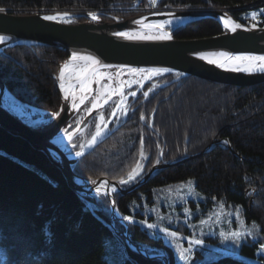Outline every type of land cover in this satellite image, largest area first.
<instances>
[{
    "label": "trees",
    "instance_id": "trees-1",
    "mask_svg": "<svg viewBox=\"0 0 264 264\" xmlns=\"http://www.w3.org/2000/svg\"><path fill=\"white\" fill-rule=\"evenodd\" d=\"M153 2L0 0V10H96L105 20H111L135 14L124 9L149 8ZM157 6L226 8L255 27L261 26V21L254 22L245 13L262 9L264 19V0H157ZM78 20L83 19H72ZM171 30L179 38L223 32L214 19ZM68 56L48 46H16L0 53V77L17 101L54 114L61 107L56 75ZM150 87L153 91L145 99L142 90ZM113 102L103 110L105 119ZM98 122L96 114L83 134L70 143L72 152L79 151V145L90 139ZM76 126V121L72 122V128ZM212 141L217 143L204 154L157 170L132 193L116 191L112 196L101 193L90 198L71 185L62 166L45 148L0 125V264H9V257L13 264H108L106 234L119 231H128L131 244L150 255H166L168 264H186L158 229L189 233L185 213L198 203L204 208L194 218L209 216L216 205L223 203L231 210L239 207L244 217L239 232L252 235L235 246L221 234H203L212 247L195 249L187 264H264V253L257 256L264 243V83L238 87L180 78L175 73L158 76L138 90L135 99L130 98L128 115L111 123L105 138L79 159L74 170L86 179L106 176L119 182L127 179L139 162L144 167L143 177L158 164L157 160L178 162L204 151ZM189 182L195 188L191 191L203 196L199 202L195 197L170 195L168 188ZM112 199L117 206L116 219L112 218ZM128 216L135 223L124 219ZM145 222L156 227L148 229ZM119 234L124 251L121 264H166L135 250Z\"/></svg>",
    "mask_w": 264,
    "mask_h": 264
},
{
    "label": "water",
    "instance_id": "water-1",
    "mask_svg": "<svg viewBox=\"0 0 264 264\" xmlns=\"http://www.w3.org/2000/svg\"><path fill=\"white\" fill-rule=\"evenodd\" d=\"M155 5H157V2H155ZM57 13H67L68 15L66 17L61 15L52 21L43 19L45 15H55ZM89 13L95 14L98 19L93 20ZM161 13H170L177 18L175 21L177 23L172 26H180L203 19H214L222 25L223 32L203 37L179 38L173 34L170 28L166 27L161 30L156 27L163 20L171 19V15H160ZM222 17L229 21L228 25L223 23ZM73 18H82L83 20L72 21ZM136 21H141V23H135ZM236 24L241 27L232 32L231 28ZM151 28L158 29L160 33L161 31H169L172 39L168 41L139 40L116 35L117 32H128L130 36L158 35V33L141 32ZM0 35L7 38L4 43H0V53H5L8 49L16 46L26 45L48 46L64 51L69 55L60 64L56 75L58 90L61 94V107L58 111L60 115L58 117L55 116L46 126L36 127L35 124L31 125L30 121L17 116L5 102V94L8 90L6 83L0 77V125L16 133L26 135L34 143L45 148L51 157L62 166L71 185L77 191L85 193L90 198L99 195L96 192V186L102 189V193H107L106 195L111 194L113 186L117 187L119 193L125 195L132 193L145 184L157 170L172 165H179L193 157L202 155L215 145L217 141H213L203 152L197 155L188 156L175 163L154 165L139 183H135L129 188H121L118 181H112L107 177L90 180L78 175L74 170V166L82 156L77 157L71 151L70 143L86 130L93 117L97 114L98 109L93 110L91 115L87 113L81 123L75 128H69V125H72L70 121L76 112L66 106L64 93L59 88V74L64 65L71 60L73 53H76L77 56H92L100 61L101 64L113 66L111 68H103L99 64L92 65L91 61L85 60L87 65L82 70L95 68L100 72L105 69L115 68L144 70L168 68L171 69L168 73L178 74L180 78L193 77L222 85L245 87L264 83V72L256 70L252 72L233 71L231 67H217L193 56V53H202L210 59L223 60L219 56L221 52L233 56L247 54L264 55V27L246 25L234 17L229 9L226 8L151 10L140 12L122 20L118 18L104 20L102 14L96 10H52L28 13L0 10ZM82 70L72 78L64 79V84L67 88H70V92L79 84L76 81V77ZM96 94H98V91ZM113 96L115 95L111 96L110 101ZM110 126L111 123L108 125L106 134L110 130ZM65 128H68L69 132H74L73 140L69 141L67 139L63 145L59 146L55 140L60 135H66L63 131ZM106 134L93 147H85V154L97 146L105 138ZM93 181H95V184ZM105 182H107L106 185ZM112 209V218L114 219L117 214L115 202L112 204ZM121 233L125 236L126 242L130 243L129 233ZM131 247L147 257L159 258L164 260L166 264L169 263L166 255H150L146 250L134 244H131Z\"/></svg>",
    "mask_w": 264,
    "mask_h": 264
},
{
    "label": "snow or ice",
    "instance_id": "snow-or-ice-1",
    "mask_svg": "<svg viewBox=\"0 0 264 264\" xmlns=\"http://www.w3.org/2000/svg\"><path fill=\"white\" fill-rule=\"evenodd\" d=\"M67 16V13H57L55 15H45L43 17L44 20H56L59 16ZM89 15L91 16V18L93 20H97L98 17L95 14L89 13ZM160 15H171V19H165L162 22H160L159 24L156 25V27H158L159 29L163 30L166 27H171L174 22L176 21V17L173 14L170 13H161ZM223 20V23L225 25H228L229 21L227 19H224L223 17L221 18ZM252 19L255 20L256 19V13H252ZM135 23H141V21H136ZM151 26V25H150ZM256 25L253 24L252 27H255ZM241 27L240 25L236 24L234 27L231 28L232 32H235L237 28ZM116 35L118 36H123V37H127L128 39H139V40H157V41H168L172 39V35L169 31H161L160 34L158 35H138V36H130L128 32H117ZM6 37L3 35H0V43H4L6 41ZM193 56L201 61H205L208 64H213L217 67H221L224 68L227 61H247L248 64L246 67H240L238 64L235 65L231 70L233 71H245V72H252L253 70L256 71H260V72H264V55H251V54H247V55H229L227 53L221 52L219 53V56L223 58V60H214V59H210L208 56L202 54V53H193ZM72 60H77V59H81V60H88L91 61L92 65H100L103 68H111L113 67L112 65L109 64H101L100 61L96 60L94 57L92 56H77L76 53L72 54L71 57ZM254 62H259L255 68L253 67ZM67 67V65L65 66ZM122 67V66H121ZM130 71L132 73H136V72H140L143 73L145 70L144 69H130ZM150 75L147 77V79L151 80L152 79V75L151 74H155L157 76L162 75L164 73H168L171 71V69L168 68H163V69H150L148 70ZM119 71L117 72V75H119ZM90 76H94L97 77L96 79V83L99 84V82L101 80H103L105 78V74L104 73H99L97 71V69L95 68H85L84 70H82L80 72V74L76 77V81L79 83L80 85V90L82 93L84 92H92V88H91V79ZM64 78H65V73L64 70L62 69L60 71L59 74V80H60V84H59V88L61 90V92L64 93V97L67 100L68 95L70 93V88H66L65 84H64ZM111 78V77H109ZM140 86L141 89H143V84H140L139 82H137ZM129 89L132 88V85L129 84ZM153 91V88L150 87L148 90L143 91L142 90V96L145 99L149 98V94L150 92ZM119 94L120 96V100L117 102H113L112 103V107H111V111L108 115V118L105 119V116L103 114V111H101L100 116H99V122L95 124V133L93 135H91V139L88 141L87 145L85 144H80L79 151H76L75 155L77 157H81L85 154V147L91 148L93 147L97 142H98V138L102 136V134H106V130L108 129V125L110 123H112L114 120H119L121 119L123 116H127L128 115V110L127 107L125 106L126 101L128 99V96H131L133 99H135L137 97V92L135 90H131L129 92H125L123 85L118 89V90H114L113 92L108 93V99H104L103 104L101 103V97L105 95L104 92H100L97 95L93 96L90 100L91 103V107L90 108H86L85 111L88 112L89 115H91L92 111L95 109H103L104 105H108L110 103V99L111 96L114 94ZM88 99L87 96H82L80 99V104H84L85 100ZM71 109L77 110L79 111V105L76 103V98L75 95L73 94V99H72V103H71ZM63 110V109H62ZM60 115L59 112L55 113L54 116L58 117ZM141 120L144 119V116L141 115ZM77 125H79L81 123L80 119H77L76 121ZM103 126V127H102ZM72 125H69V128H71ZM64 133L67 135V139L69 141L73 140V135L74 132H69L68 128H65ZM224 143L227 144V141H225ZM141 146H143V138H141ZM73 147H76V145L74 144ZM141 157L142 159H147V157H144L143 153H141ZM156 163H159V160L156 161ZM144 174V167L143 164L139 163L137 164V168L133 169V171L128 175L127 179H121L119 181V186L125 187L134 183H139L140 179L142 177V175ZM93 183L95 184V181H93ZM107 184V182H105V185ZM101 191L100 187L96 188V192L99 193ZM111 191L114 193L117 191V187L113 186L111 188ZM107 194V193H106ZM187 215V212L185 213ZM239 218V214L237 212V219ZM125 220L129 221L130 223H135V221L133 220L132 216H128V217H124ZM146 223V222H145ZM148 229H154L156 227V225L151 224V223H147L146 224ZM166 237H172L175 238L177 237V232L176 231H170L169 228H164L161 230ZM45 233L47 235H50V233L47 232V229H45ZM252 235L251 232H232L230 233V235L225 236V234L223 232H221V236L224 237V239L226 240H231L233 245L235 246H239L242 239ZM203 245V241L200 239H195V238H189V247L188 248H180L179 251V256L186 262L190 261V257H191V252L192 249L194 247H198ZM260 250L264 251V243L260 244ZM9 264H13L11 257H9Z\"/></svg>",
    "mask_w": 264,
    "mask_h": 264
},
{
    "label": "rangeland",
    "instance_id": "rangeland-1",
    "mask_svg": "<svg viewBox=\"0 0 264 264\" xmlns=\"http://www.w3.org/2000/svg\"><path fill=\"white\" fill-rule=\"evenodd\" d=\"M155 2H157V0H154L153 5L151 7H149V8L142 7V8H137V9L136 8H134V9H124V11L135 12V14H138L140 12H146V11H151V10L154 11V10H175V9H207V8H167V7L166 8H161V7H158L157 5H155ZM252 13H256V19L254 20V22L262 21L261 20V15L263 14V10L262 9L249 10V11H247L245 13V16L249 17V18H252ZM115 18H117V17H115ZM118 19L122 20V19H126V18H118ZM263 24H264V20H263ZM175 27H177V25L176 26L167 27V28L171 29V28H175ZM146 71L147 70H145L143 73L138 72L137 75H135V77L133 76V77H126L125 78L126 81H127V84L125 85V88H124L126 93L131 91V90H135L137 92H138V90H141V88H140V86H139V84L137 82H139L140 84H143V87L145 86V84L148 83L147 82L148 79H144ZM162 75H164V74H162ZM162 75H159V76H162ZM156 77H158V76L154 75V76H152V79H154ZM113 82H114V79H110V78H107V79H105V80H103L101 82V84L99 86V89H98V93H100V92H104L105 93V95L101 97V102H103L104 99L108 98V93H110L108 88H110L113 85ZM129 84L132 85L131 89H129V87H128ZM130 98H131V96H128V99H127L126 104H125L127 109H128V104H129ZM90 100L91 99L87 100L85 105H84V107L81 108L79 110V112H76L73 115V117H72V119L70 121L71 123L74 122V121H77V119H80L81 121L83 120V118L88 113L87 111H85V109L91 107ZM119 100H120V96L115 95V96H113V99L110 101V103L113 102V101L117 102ZM5 102L7 103V105L14 112L20 114L21 117L24 120L33 122L36 127H41V126H43L44 123L51 122L53 120V118L55 117L54 116L55 113L52 114L49 111L42 110V109L37 108V107H32L30 105H24V104L20 103L9 92H7L5 94ZM17 106H19L22 109V111H18L16 109ZM106 106L107 105H104L102 110L101 109L97 110L98 116H100L101 111H103L106 108ZM89 125H88V127H89ZM90 139H91V137H90ZM89 140H87L85 145H87ZM72 143H74V142H72ZM158 164H162V163H158ZM168 189H170V195H172V196L176 195L178 198L183 197V196L190 197V198L191 197H195V199L198 202L200 201V199H203L202 195L196 196L195 193H193L191 191V189H195L193 187V183L192 182L181 183V184H178L176 186L170 187ZM183 189H189V190L187 191V193H185V192L182 191ZM102 192L103 191L101 189V191L98 194L100 195V193H102ZM102 194H105V193H102ZM113 202H115L114 199H112V204H113ZM190 205H192V204H190ZM203 208L204 207L200 203H198V205H195L194 207L189 206V208L187 210V218H186V225L191 230L189 233L188 232H177L176 231L177 232V237L172 238V237H166L165 234L161 231L162 229H158V231L161 233V236H163L165 241L168 244H170L171 246H173V248L175 249L177 257L181 258L179 256V251H180L181 247H183V248H188L189 247V238L200 239V240L203 241V245L198 246V247H194L192 249L191 257H190V259H191L195 255V249H203L205 247H212L211 243H208V242H206L204 240L203 234L217 235V234H221V232H223L225 235H227V234L229 235L230 233L228 231L230 229H233L234 231H241L242 227L244 226V217L241 215V209L239 207H237L236 209H232L231 210V209H228L227 206L223 203L222 205H216L214 211L209 216H202V217L194 218L195 215L199 214V211L202 210ZM237 212L239 214V218L238 219H237ZM112 216H113V209H112ZM144 225L146 226V223H144ZM231 225H233V226H231ZM234 225H238V228H236ZM169 230L170 231H175V230H171V229H169ZM120 232H124V231H119V233ZM125 232H128V231H125ZM119 233L112 232V233L106 234V240H107V253H106V256H107L108 261H109L108 264H121V260H122V257L124 255V251L122 250L123 246L121 245L123 240H122V237H121V235ZM260 256L261 255H259V257Z\"/></svg>",
    "mask_w": 264,
    "mask_h": 264
},
{
    "label": "bare ground",
    "instance_id": "bare-ground-1",
    "mask_svg": "<svg viewBox=\"0 0 264 264\" xmlns=\"http://www.w3.org/2000/svg\"><path fill=\"white\" fill-rule=\"evenodd\" d=\"M177 23V22H174V24ZM141 32H146V33H160V31H158V29L156 28H151V29H147V30H143ZM259 62H254L253 64V67L255 68V66L258 64ZM239 65L240 67H246L248 62L247 61H227L226 63V67H231L233 68L235 65ZM67 65V67H65ZM86 62L85 60H81V59H77V60H70L68 61L64 67H63V70H64V73H65V78L64 79H70L72 78L75 74H77L80 70H82L85 66H86ZM150 70V69H149ZM119 71V75H117V72ZM99 73H104L105 74V79L111 77L110 79H114V82H113V85L108 88L109 92H113L114 90H118L122 85L123 87L125 88V85L127 84V81H126V77H135V75H137L138 72L136 73H132L130 71V69H122V68H115V69H105V70H102L100 71ZM150 75L149 71L147 70L145 72V78L144 79H147V77ZM152 76H154L155 74H151ZM92 83H91V88H92V92L88 93V92H84L82 93L81 90H80V85L78 84L74 89H72V92L69 93L68 95V98L67 100L65 99L66 101V106L74 111V112H79L77 110H74V109H71V103H72V99H73V94L75 95V98H76V103L79 105V110L81 108L84 107L85 103L87 100L91 99L93 96L97 95L96 92L98 91V88L101 84V82L103 80H101L99 82V84L96 83V79L97 77H94V76H91L90 77ZM65 87L67 88V86L65 85ZM114 95H117L119 96V94H114ZM82 96H87L88 99L85 100L84 104H80V99ZM102 103V102H101ZM16 109L18 111H22V109L17 106ZM15 114L17 116H19L20 118L21 115L16 113ZM31 125H33L34 123L33 122H29ZM50 123V122H49ZM49 123H44L43 125H48ZM104 134H102L103 136ZM101 136V137H102ZM99 137L98 140L101 138ZM67 140V136L66 135H60L58 139L55 140V142L61 146L64 144V142ZM88 148V147H87ZM98 186L95 187V189L97 188ZM105 190V189H103Z\"/></svg>",
    "mask_w": 264,
    "mask_h": 264
},
{
    "label": "built area",
    "instance_id": "built-area-1",
    "mask_svg": "<svg viewBox=\"0 0 264 264\" xmlns=\"http://www.w3.org/2000/svg\"><path fill=\"white\" fill-rule=\"evenodd\" d=\"M264 20V19H263ZM263 20H262V24H263Z\"/></svg>",
    "mask_w": 264,
    "mask_h": 264
}]
</instances>
